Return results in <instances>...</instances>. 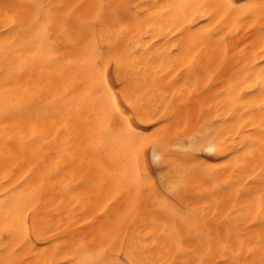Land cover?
<instances>
[{
	"label": "snow or ice",
	"instance_id": "snow-or-ice-1",
	"mask_svg": "<svg viewBox=\"0 0 264 264\" xmlns=\"http://www.w3.org/2000/svg\"><path fill=\"white\" fill-rule=\"evenodd\" d=\"M0 25V156L27 165L0 185V264H32L16 257L51 231L40 210L57 197L84 228L36 264H264V0H0ZM245 26L259 34L230 44ZM26 98L44 102L14 119ZM110 146L126 161L115 187L84 171Z\"/></svg>",
	"mask_w": 264,
	"mask_h": 264
},
{
	"label": "bare ground",
	"instance_id": "bare-ground-1",
	"mask_svg": "<svg viewBox=\"0 0 264 264\" xmlns=\"http://www.w3.org/2000/svg\"><path fill=\"white\" fill-rule=\"evenodd\" d=\"M14 3L18 4H30L33 2V0H13ZM53 2H61V0H53ZM64 2H67V0H64ZM71 2H76V0H71ZM83 2L88 3L92 2V0H83ZM133 2H136V0H133ZM155 2V0H153ZM231 27V23L228 24V27L225 28V32L228 31V28ZM0 29H2V25H0ZM253 34L258 35V26H254L253 28H247L245 26V29L241 31L240 35L238 37H235L234 39H230V44H235L241 40H243L245 43L248 42L249 39L255 38ZM223 35V33H222ZM231 37V34H229ZM247 37V39H246ZM238 52L237 49L232 50V52L229 53L228 57V63L229 65L233 62L232 57L236 55ZM213 55L211 53L205 55L203 57V64L205 66H209V72H216L219 69L217 68V65L220 63L222 56L220 52H216L213 56V59L211 62L209 61V56ZM159 63V62H157ZM4 67H3V57L2 53H0V82H2L3 75H4ZM47 70H45V73ZM35 75H39V69L36 70ZM201 79L199 81V89L203 90L206 86L210 88V91L205 93L204 96H202L201 100H207L209 103H213V108L210 115H206L205 119L208 120L209 123H211V117L216 115L215 112V104L214 101H212L211 97L212 94L216 91V88L213 86L214 80L209 81L206 85L205 81L208 80V73H205L201 71L199 73ZM27 79V77H25ZM193 80L196 79L195 76L192 77ZM184 84V77H181L179 79V82L177 85H175V89L179 90L180 87ZM195 87L194 85L190 84L189 88ZM168 100L174 99L172 96L173 89H168ZM185 98H187V93H185ZM51 97L47 94L44 97V100H50ZM147 99V98H146ZM44 101L40 98H32V99H24L21 101V104L24 108V111H22L17 117H14V119H26L29 115V105L30 103H43ZM157 104L161 105V111H163V105L167 104L168 101H161L160 99H156L154 101ZM194 108L197 112L200 110V105L196 104L194 105ZM205 113H208V109L205 108ZM4 123V121L0 120V124ZM8 123H11V121H8ZM204 123V120H196L193 119L189 125V128L186 130V133L182 134H193V132L200 127L201 124ZM3 129L0 128V132H2ZM207 131V129H205ZM3 139L0 137V144H2ZM88 160L89 163L85 165L84 171L87 172L90 170L91 175L95 176L96 179H105L108 181L109 186L115 187V180L113 177L109 176V173H116L115 179H121L122 173L124 171L123 165L126 162L123 157V152L119 148V146L108 147L105 150H102L99 154L94 153L91 149L88 151ZM15 163V161H12L5 165L3 161V157L0 156V185H5V180L9 179L12 183H15L18 181L23 174V172L26 170L27 165L25 164L24 167H22L20 170L16 171L13 169L12 165ZM73 178L71 175L67 177V180L71 181ZM76 181L78 182L80 180V175L77 174L75 177ZM2 191V189H0ZM60 198H56L55 204H49L47 208H41L40 210V216L44 218V220L47 222V225L51 226V231H42L41 238L37 239L35 232L33 231L31 235V244H28L26 247H23L20 251L19 255L16 257L19 260H25V261H31L32 264H36V262L43 261L44 259L48 258L50 256L51 251L57 246V245H63L65 243H71V241L66 240L65 238L73 232H76L79 229L84 228V225L79 221L76 220V222L70 223L69 222V212L66 210V208L70 207L67 204V199H65L64 204L59 203ZM74 203V202H73ZM203 203V202H202ZM57 205H59V211L57 210ZM119 207V205H117ZM115 211V209H113ZM76 215L79 216V211L76 212ZM84 219H87V217H84ZM106 221H98L97 227H99L100 223H105ZM31 223V221H30ZM145 222H138L137 224L133 225V230L137 233H140L141 235H144L147 237L151 234L150 229L145 226ZM87 231V230H86ZM80 235H84V232H81ZM79 242L78 240L76 241ZM145 244H148L151 246V240L145 239L143 241ZM45 250H48V256L45 255ZM4 258V252L3 249L0 248V259Z\"/></svg>",
	"mask_w": 264,
	"mask_h": 264
}]
</instances>
